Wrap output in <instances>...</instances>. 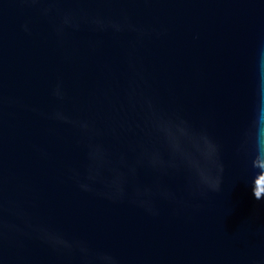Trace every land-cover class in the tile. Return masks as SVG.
Segmentation results:
<instances>
[{
	"label": "water",
	"instance_id": "95a60500",
	"mask_svg": "<svg viewBox=\"0 0 264 264\" xmlns=\"http://www.w3.org/2000/svg\"><path fill=\"white\" fill-rule=\"evenodd\" d=\"M0 264H264V0H0Z\"/></svg>",
	"mask_w": 264,
	"mask_h": 264
}]
</instances>
